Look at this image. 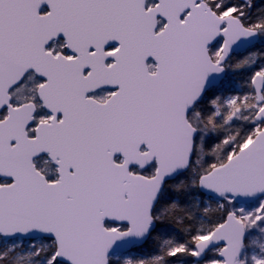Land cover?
Wrapping results in <instances>:
<instances>
[{
  "label": "snow or ice",
  "instance_id": "6c2138e0",
  "mask_svg": "<svg viewBox=\"0 0 264 264\" xmlns=\"http://www.w3.org/2000/svg\"><path fill=\"white\" fill-rule=\"evenodd\" d=\"M0 264H264V0H0Z\"/></svg>",
  "mask_w": 264,
  "mask_h": 264
},
{
  "label": "trees",
  "instance_id": "16d2710c",
  "mask_svg": "<svg viewBox=\"0 0 264 264\" xmlns=\"http://www.w3.org/2000/svg\"><path fill=\"white\" fill-rule=\"evenodd\" d=\"M241 55H244V54H241Z\"/></svg>",
  "mask_w": 264,
  "mask_h": 264
}]
</instances>
